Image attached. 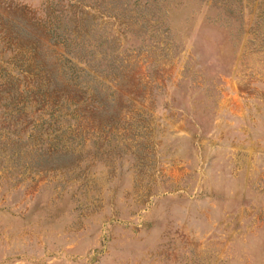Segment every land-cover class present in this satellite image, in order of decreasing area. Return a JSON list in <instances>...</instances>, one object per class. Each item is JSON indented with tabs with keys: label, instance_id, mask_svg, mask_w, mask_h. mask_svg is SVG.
<instances>
[{
	"label": "rangeland",
	"instance_id": "1",
	"mask_svg": "<svg viewBox=\"0 0 264 264\" xmlns=\"http://www.w3.org/2000/svg\"><path fill=\"white\" fill-rule=\"evenodd\" d=\"M0 264H264V0H0Z\"/></svg>",
	"mask_w": 264,
	"mask_h": 264
},
{
	"label": "trees",
	"instance_id": "2",
	"mask_svg": "<svg viewBox=\"0 0 264 264\" xmlns=\"http://www.w3.org/2000/svg\"><path fill=\"white\" fill-rule=\"evenodd\" d=\"M50 40H51V42H55V43L58 42L57 37L53 33L51 34Z\"/></svg>",
	"mask_w": 264,
	"mask_h": 264
}]
</instances>
